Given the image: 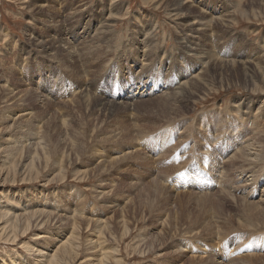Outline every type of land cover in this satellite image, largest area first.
Masks as SVG:
<instances>
[{
  "label": "rangeland",
  "instance_id": "obj_1",
  "mask_svg": "<svg viewBox=\"0 0 264 264\" xmlns=\"http://www.w3.org/2000/svg\"><path fill=\"white\" fill-rule=\"evenodd\" d=\"M168 1L0 0V264H43L75 221L65 264H264V0ZM182 34L206 63L180 67Z\"/></svg>",
  "mask_w": 264,
  "mask_h": 264
},
{
  "label": "bare ground",
  "instance_id": "obj_2",
  "mask_svg": "<svg viewBox=\"0 0 264 264\" xmlns=\"http://www.w3.org/2000/svg\"><path fill=\"white\" fill-rule=\"evenodd\" d=\"M169 3H170V6H171V11H176L177 10V8H178V6H179V3H178V1H171V0H169L168 1ZM110 11H109V17H111V11H112V9L111 8H108ZM176 12H178V11H176ZM208 26V25H207ZM107 27V24L106 23H104V22H99V25L97 26H95V29H94V35H95V37L96 36H99V35H102V36H100V40H95L94 42L96 43V45L94 46V50L97 52V46H98V44H97V42H99V41H102V42H107L108 40H109V37H107V32L109 31V29H107L106 28ZM209 27V26H208ZM194 29H196L195 27H190V26H187V27H185V32L187 31V32H191L192 30H194ZM197 30V29H196ZM195 31V30H194ZM140 32H142V35H143V39H140V40H138V46L136 47V49L137 50H139V52L140 53H142V56L144 57V58H146L145 60H149L148 61V63H146L147 65H141V68L139 69V71H144V70H147L148 68H149V73H148V79L146 80V81H151L150 83L149 82H145L144 83V85H141L140 84V82L138 83V86H146V85H148V84H152V82L155 80V79H157L158 77V75L160 74L159 72H155L154 73V75H156L155 77H153V69L151 68V66H150V64H151V58H152V53L158 48V47H156V45H153L154 43H153V39H152V33L149 31V29H147V30H145L144 28H142L141 29V31ZM146 32H149V33H146ZM188 38L187 40H186V37ZM77 38V37H76ZM192 40V38H190L189 36H188V34H182L181 35V37H180V39L178 40V43H179V45H180V48H181V50H182V56H181V58H180V67H182V68H184L183 67V63H184V60H185V56H187L186 54L187 53H192V55L194 56V58H191V57H189V56H187L188 58H190V60L192 59L194 62H195V65H193V66H191V67H193V69H194V67L197 65V64H199V65H201V64H204V63H206L205 62V59H207V58H209V54H207L206 52H205V50L204 51H201L199 48H194V47H191V45H192V43L193 44H195L194 43V41H191ZM140 43V44H139ZM153 43V44H152ZM156 47V48H155ZM141 48V49H140ZM155 49V50H154ZM194 49V50H193ZM45 50H46V48H45ZM99 55H101V51H100V49L98 50V54H97V56H99ZM184 55V56H183ZM186 59V61L187 60H189V59ZM128 62H132V66H135V64H134V60H130V61H128ZM127 64H129V63H126V65ZM139 67V66H138ZM127 68V67H126ZM128 68H129V66H128ZM261 68H262V66H261ZM130 69V68H129ZM263 69V68H262ZM184 71H185V73H187L186 72V69L185 70H183V71H181L180 73H184ZM262 71V70H261ZM260 71V72H261ZM122 72H124V71H119V73L120 74H122ZM166 74H168L169 75V73H166ZM128 76V75H127ZM126 76V77H127ZM179 76H181V75H179V73H176L175 74V77H174V80H176L177 79V77H179ZM184 76V77H183ZM187 76L188 75H182L181 76V78H179V80H177L176 81V86L175 87H173L174 89H178L176 92H178V91H181L184 87H185V83H187ZM126 77H124V79L126 78ZM136 79V78H135ZM202 78L201 77H199L198 78V81H200ZM168 80H171V79H168ZM168 80H164V81H168ZM125 81V80H124ZM128 82L130 83L131 82V80H130V78L127 80L126 79V81H125V83H127L128 84ZM191 82V81H190ZM125 85V84H124ZM136 86V85H135ZM201 88V86L199 85V84H197V83H190V85H189V87H188V89H187V91L186 92H184V91H181V94L179 95V98H188L189 96H191L192 94H194V93H196L199 89ZM247 107L249 108V104H247ZM244 113H246V112H244ZM23 114H26L25 112L23 113ZM32 134V133H31ZM33 135V134H32ZM32 137V136H31ZM44 139V137L42 136V135H39V141L38 142H36V139H35V142H36V144H37V148H40V152L43 154V164H48V162L51 160L50 159V154H49V150H48V148H47V145L45 144V142H42V141H40V140H43ZM248 139V138H247ZM252 140H253V138H252ZM250 141V140H249ZM255 142H256V140H255ZM260 142V141H259ZM33 143V142H32ZM33 145V144H32ZM262 145V143H259V144H257V146H256V144L255 145H253V143L252 144H250L249 142H248V148H250V149H253V147L252 146H256V147H260ZM250 146V147H249ZM255 148V147H254ZM34 149V148H33ZM206 149H207V147H206ZM243 149H245V148H243ZM257 149V148H256ZM242 150V149H241ZM246 150V149H245ZM253 150H255V149H253ZM258 150V149H257ZM33 151V150H32ZM31 151V152H32ZM39 151V150H38ZM264 151V150H263ZM30 152V153H31ZM39 152V153H40ZM257 152V151H256ZM258 152H260V151H258ZM40 153V154H41ZM32 154V153H31ZM30 154V155H31ZM234 155H233V157H235L236 158V160H240V159H237V158H239V156H240V158H241V161L244 163L245 161H247V162H245V163H248L249 164V166H251L250 164H254L255 163V161H256V159H258L257 157H256V155L255 156H253V155H251V152H250V150H248V151H243L242 152V154L241 155H239V152H238V154L236 155L235 154V152L233 153ZM31 157V156H30ZM38 157H40V156H38L37 155V153L36 152H34V154L32 155V168L34 167V160H35V158H38ZM41 157V158H42ZM205 158V157H204ZM203 158V159H204ZM40 159V158H39ZM233 159H232V157H231V161H232ZM234 162H235V164H236V161L235 160H233ZM234 162H233V164H234ZM242 162H241V164H242ZM205 163H206V159H205ZM239 165H240V163H239ZM26 166V165H25ZM48 166V165H47ZM221 166V165H220ZM247 166V165H246ZM238 167V166H237ZM252 167V166H251ZM26 168V167H25ZM247 168V167H246ZM246 168H244L245 170H246ZM249 168V167H248ZM250 170V169H249ZM248 170V171H249ZM240 172H242V170L240 171ZM253 174H254V172H252ZM250 176V175H249ZM206 177V176H205ZM221 177V176H220ZM62 178H64V176H62ZM200 178V177H199ZM9 212V211H8ZM43 212V211H42ZM11 213H13V212H11ZM45 213V212H44ZM10 214V213H9ZM46 214H48V213H46ZM13 216V215H12ZM17 216V217H16ZM19 216V217H18ZM7 217V216H6ZM13 217H15V220L14 221H11V223H10V229H11V231L12 232H16L17 233V229H18V227H19V225H22L23 224V226H24V231L25 230H27L32 224L31 223H33V222H30V217H26V218H21L20 217V215H14ZM32 217H33V215H32ZM37 217H39V216H37ZM259 218H261L263 221H264V216L263 215H259L258 216ZM2 218V214L0 213V219ZM14 219V218H13ZM36 218H33V221L35 220ZM42 219V220H41ZM40 219V221L38 220V224L39 225H41V226H44L45 225V220H48V219H45V220H43V218H41ZM7 221V220H6ZM5 222V221H4ZM48 222V221H47ZM0 223H1V221H0ZM37 223V222H36ZM5 224V223H4ZM37 224V225H38ZM36 225V226H37ZM36 226H35V228H36ZM72 228H73V230H72V232H71V234L70 235H72L71 236V238H70V235L65 239V240H63L62 242H60V244H58V246H56V249H55V251L52 253V254H49L48 255V258L46 259V261L43 263V264H65V263H67V261H69V260H71V259H73L74 258V256L75 255H77V250H76V244H74V238H75V236L73 235V234H75V231L77 232L80 228H79V226H78V224L76 223V221L72 224ZM98 228H100V230L98 231V235L96 236V239H95V241L94 242H98V238H99V235L102 233V231H101V229H106L107 228V225L106 224H102L101 225V223L100 224H98ZM31 229V228H30ZM30 229H29V231H30ZM3 230H4V227L2 226V227H0V232H2L3 233ZM75 230V231H74ZM28 231V232H29ZM0 235H1V233H0ZM221 237V236H220ZM222 237H223V235H222ZM2 238V237H1ZM0 238V239H1ZM13 240H15V238L13 239ZM100 242V241H99ZM31 247H33V246H31ZM26 249L27 250H29V249H31L30 248V246H27L26 247ZM36 249V248H35ZM32 250V249H31ZM140 249H138L137 251H139ZM144 250V249H143ZM142 250V251H143ZM150 250H151V248L149 247L148 248V253L150 252ZM36 251L39 253V252H41L40 251V249H36ZM37 253V254H38ZM245 255V254H244ZM109 256H108V253L107 252H102L101 253V257L99 258V261L100 262H102V260L104 259V258H108ZM241 257H243V256H241ZM250 257H252V256H250ZM257 257V256H256ZM240 258V257H239ZM113 260H115L116 261V263L117 264H122L121 263V261H119L118 259H113ZM118 260V261H117ZM222 260V259H221ZM243 261V260H242ZM3 263V262H2ZM221 263V262H220ZM7 264V263H6Z\"/></svg>",
  "mask_w": 264,
  "mask_h": 264
}]
</instances>
